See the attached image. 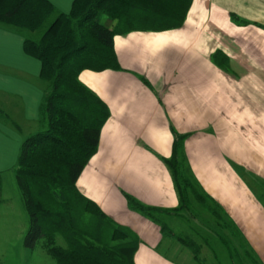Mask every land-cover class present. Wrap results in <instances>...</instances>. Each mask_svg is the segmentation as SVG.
Here are the masks:
<instances>
[{
  "label": "crops",
  "instance_id": "0c3cea01",
  "mask_svg": "<svg viewBox=\"0 0 264 264\" xmlns=\"http://www.w3.org/2000/svg\"><path fill=\"white\" fill-rule=\"evenodd\" d=\"M48 1L65 14L73 2ZM35 32L0 24L2 181L15 178L22 141L45 127L39 109L46 83L39 60L23 48L26 37L39 39ZM113 45L122 70L79 75L110 111L79 190L137 236L135 264H181L174 240L132 210L125 194L176 207L160 157L171 154V126L190 133L184 149L196 180L264 264V199L249 182L260 183L264 195V0H192L181 27L117 34ZM215 51L227 57V70L211 60Z\"/></svg>",
  "mask_w": 264,
  "mask_h": 264
},
{
  "label": "trees",
  "instance_id": "16d2710c",
  "mask_svg": "<svg viewBox=\"0 0 264 264\" xmlns=\"http://www.w3.org/2000/svg\"><path fill=\"white\" fill-rule=\"evenodd\" d=\"M191 3L73 0L65 14L56 12L48 0H0L1 25L33 32L46 24L38 40L26 37L23 42L25 53L39 60V76L46 83L39 109L45 127L22 141L14 167L15 182L29 218L25 246L34 248L40 241L56 264H135L137 236L108 217L77 186L84 167L98 150L101 128L110 115L107 104L80 81L79 75L84 70H122L114 50L115 35L179 28ZM103 16L108 23L100 22ZM231 18L246 24L233 14ZM211 60L228 69L222 52L215 51ZM171 133V154L160 159L170 174L177 206L163 209L145 205L127 194L125 198L132 210L156 223L164 237L189 250L195 264H206L200 257L201 245L175 233L165 217L190 216L194 203L216 220L226 215L192 172L184 149L190 133H180L172 126ZM234 229L239 236L238 229Z\"/></svg>",
  "mask_w": 264,
  "mask_h": 264
},
{
  "label": "rangeland",
  "instance_id": "374dc122",
  "mask_svg": "<svg viewBox=\"0 0 264 264\" xmlns=\"http://www.w3.org/2000/svg\"><path fill=\"white\" fill-rule=\"evenodd\" d=\"M100 22L108 23V20L103 16ZM45 26L46 24L32 36H39ZM249 182L264 199L260 183L256 184L252 182V179H249ZM2 201L0 205V264H56V261L44 251L40 241L34 248L25 246L29 218L15 178L12 176L11 178L7 175L3 176ZM165 221L175 233L189 236L201 245L200 257L206 264H260L224 217L216 220L196 203L192 205L190 216H170L165 217ZM58 242L63 243L60 238ZM174 243L177 245L174 254L178 257V261L181 264H195L189 250L175 240Z\"/></svg>",
  "mask_w": 264,
  "mask_h": 264
}]
</instances>
